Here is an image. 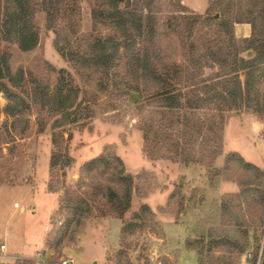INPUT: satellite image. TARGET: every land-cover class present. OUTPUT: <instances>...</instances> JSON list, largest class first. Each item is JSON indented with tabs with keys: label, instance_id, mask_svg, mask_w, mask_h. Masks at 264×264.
<instances>
[{
	"label": "trees",
	"instance_id": "16d2710c",
	"mask_svg": "<svg viewBox=\"0 0 264 264\" xmlns=\"http://www.w3.org/2000/svg\"><path fill=\"white\" fill-rule=\"evenodd\" d=\"M94 1V32L85 40L79 37V0H0V95L6 100L4 107L0 105V147L15 141L12 129L16 121L23 122L20 137L29 130L34 108L38 109L39 133L46 129L42 113L50 118L60 116L53 124L56 131L78 121L75 111L81 105L80 89L67 80L65 70L59 72L52 87L32 74L27 77L23 69L14 73L10 55L1 51L3 42L17 44L24 53L37 49L41 29L36 16L44 13L46 29L56 35L55 48L65 59L79 71L99 73L102 91L115 87L123 93L124 89V95L139 104V129L147 157L185 166L198 164L220 177L222 171L214 163L223 154L227 114L245 111L264 120V0H209L204 14L189 10L182 0ZM244 24L250 25V35L237 37L236 25ZM3 114L5 120L1 121ZM63 141L62 133L55 132L49 193L61 190L59 184L62 179L65 182L66 170L74 164ZM113 160L119 166L115 170L118 182L104 186L94 173ZM233 163L249 174L240 182L241 191L235 197L238 203L227 197L220 205L223 225L234 229L219 233L212 228L207 246L205 237L197 243L187 241V247L198 252L197 264H240L251 240L256 252L249 263L257 264L260 259L264 264V170L236 152L226 156L224 167L229 169ZM83 171L91 179L84 185L91 190L79 193L65 188L56 212L66 213L57 246L71 231L74 237L93 217L117 218L122 220L118 254V264H122L127 235L144 232L155 221V213L144 204L126 218L135 178L116 155L102 154L87 162ZM244 204L248 210H260L258 221H246ZM180 210L182 214L183 203ZM214 249H225L227 255L216 258Z\"/></svg>",
	"mask_w": 264,
	"mask_h": 264
},
{
	"label": "rangeland",
	"instance_id": "374dc122",
	"mask_svg": "<svg viewBox=\"0 0 264 264\" xmlns=\"http://www.w3.org/2000/svg\"><path fill=\"white\" fill-rule=\"evenodd\" d=\"M182 3L198 14H204L209 6V0H182ZM79 6V37L87 40L94 32L91 12L96 2L79 0ZM36 24L41 29V40L34 51L24 53L17 44H1V51L10 55L12 71L23 69L27 77L32 74L54 87L59 72L65 70L67 80H72L80 89L81 105L75 111L78 121L57 131L53 124L60 116L50 118L46 113L40 114L46 122L43 133H39L38 109L34 108L29 116V130L20 137L23 122L16 121L12 129L15 141L0 147V246L8 247L7 254L18 251L24 252L19 253L24 256L45 251L53 263L70 256L75 264H118L122 220L117 218L93 217L74 237L71 231L57 246V234L65 224L66 213L56 212L65 198V188L79 193L91 190L84 185L91 180L83 171L84 165L102 154H114L123 161L127 173L135 178L132 207L126 218L130 219L144 204L155 213V221L149 222L144 232L127 235L128 247L122 254V264H197L198 252L189 249L186 242L197 243L205 237L207 246L212 241L207 237L212 228L219 233L234 229L223 225L225 218L220 205L227 197L236 201L241 191L240 182L249 177L236 163L226 169V156L231 152L239 153L247 162L264 170V120L245 111L227 114L223 154L214 163V167L222 171L218 178L211 168L198 164L185 166L168 159L152 160L144 152L139 104L130 95H124V89L123 93L115 87L108 92L102 91L99 73L79 71L73 62L65 59L55 48L56 35L46 29L44 13L37 14ZM237 26L240 25L235 27L237 37H242L243 28L251 31L250 25ZM134 94V98L139 99ZM0 105H6L2 95ZM4 120L3 114L1 121ZM55 132L62 133L64 146L74 164L66 170L65 182L62 179L59 184L61 190L49 193ZM118 168V164L111 161L107 168L96 170V181L104 186L116 184L115 170ZM54 182H58L56 177ZM256 210L242 205L247 222L257 220L260 210ZM225 252V249H214L212 255L218 258L227 255ZM255 252L251 240V248L240 257V264H250L252 257L249 256ZM0 264H14V261L5 258L0 250Z\"/></svg>",
	"mask_w": 264,
	"mask_h": 264
},
{
	"label": "built area",
	"instance_id": "2783aa9c",
	"mask_svg": "<svg viewBox=\"0 0 264 264\" xmlns=\"http://www.w3.org/2000/svg\"><path fill=\"white\" fill-rule=\"evenodd\" d=\"M0 250L2 253H4L5 258L12 259L14 262L20 261V262H27L29 264H75L76 263L75 259L70 256L61 258L58 263H53L45 251L37 252L34 256L7 254L6 252L7 249L4 244L0 246ZM257 264H260V259L257 262Z\"/></svg>",
	"mask_w": 264,
	"mask_h": 264
},
{
	"label": "crops",
	"instance_id": "0c3cea01",
	"mask_svg": "<svg viewBox=\"0 0 264 264\" xmlns=\"http://www.w3.org/2000/svg\"><path fill=\"white\" fill-rule=\"evenodd\" d=\"M244 26H249V25H240V26H237V28L238 27H244ZM237 28H236V30H237ZM241 31H244V34L242 35V37H248L250 35V33H251V31L247 32L244 28ZM6 249L8 250L7 246H6ZM11 253L12 254H17V255H19V253L24 254V252H18V251H12ZM26 254H29V253H26ZM21 256H24V255H21Z\"/></svg>",
	"mask_w": 264,
	"mask_h": 264
},
{
	"label": "water",
	"instance_id": "95a60500",
	"mask_svg": "<svg viewBox=\"0 0 264 264\" xmlns=\"http://www.w3.org/2000/svg\"><path fill=\"white\" fill-rule=\"evenodd\" d=\"M217 17H218V15H217ZM248 56H252V52H249V53H248ZM134 95H135L136 98L139 97L138 94H134Z\"/></svg>",
	"mask_w": 264,
	"mask_h": 264
}]
</instances>
